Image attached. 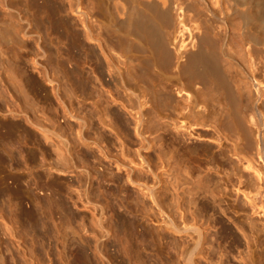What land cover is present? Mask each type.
<instances>
[{"label": "bare ground", "instance_id": "1", "mask_svg": "<svg viewBox=\"0 0 264 264\" xmlns=\"http://www.w3.org/2000/svg\"><path fill=\"white\" fill-rule=\"evenodd\" d=\"M75 21L82 26V36L89 45L85 46L75 33ZM52 38L62 46H54ZM30 42L36 45V51H32L34 56L44 59L41 76L54 75L49 77L52 83L56 82L52 77L55 80L57 77L55 86L58 84L64 98H70L66 83L69 89L76 87L85 92L90 100L96 95L83 119L68 112V116L79 120L83 135L78 126L80 132L76 131L75 136L71 124L61 129L46 115L41 123L27 116L38 117L37 109L28 98V87L34 81L22 69L25 80L20 83L7 68L11 63L3 57L12 52L18 64L19 51L24 47L25 51ZM82 64L89 69L86 74L80 68ZM30 67L32 72L39 71L36 64ZM0 69L5 72L7 85L24 104L25 123L38 131L45 142H51L49 134L54 131L61 139L55 140L57 144L52 141L55 145L47 143L53 148L56 170L69 171L80 166L77 183L87 184L88 188L92 180L101 179L91 163L99 164L103 159L113 178L116 177L111 172L113 168L118 176L122 170L125 181L135 185L140 195L154 205L155 213L164 217L165 230L188 233L192 248L184 252V264H197L195 257L203 244L204 229L197 225L198 216L194 211L190 213L193 224L177 226L171 218L170 205L165 204L155 186L164 181L177 200L190 207L198 198L208 206L204 200H214L224 192L211 173L197 176L193 181L187 178L184 166L191 150L185 147L184 141L192 132L200 131L207 136L212 148L205 153L209 154L211 165L228 171L231 185L238 194L242 193L243 204L248 205L252 214L256 213L253 208L258 207L257 203L258 208L264 205V198H257L261 188L264 191V0H0ZM105 74L118 78L122 84L124 81L141 84L145 94L153 97L155 108L142 105L137 97L134 102L129 87L124 88L123 94L127 95L116 97L120 108H114L112 102L116 100L103 97L96 90L103 86ZM159 111L165 121H161ZM96 114L98 127L93 124ZM131 123L135 125L143 150V155L136 156V162L116 158L101 146L110 141L105 130L118 136V127L128 132ZM9 124L0 137V162H6L15 181L18 178L15 167L21 166L27 177L24 198L30 199L32 205L17 209L24 227L32 231V238H54L63 249L84 250L86 244L65 214L66 205L53 200L52 193L40 199L35 192L36 180L45 178L53 184L51 168L41 170L39 166L29 170L34 150H39L33 146L38 144H32L27 128L21 129L11 121ZM157 131L168 136L169 148L158 145L152 165L148 152L156 145L150 135ZM62 134H68L72 141L65 140V135L63 139ZM157 141H160L158 137ZM71 148L81 153L74 156ZM119 179L122 183L121 176ZM147 180L153 185H148ZM16 191L17 185L6 186L0 172L2 214L5 196H12ZM82 194L85 203L91 204L89 190ZM136 205H141L144 215L151 217L143 200H137ZM97 210L100 216L93 229L108 234L110 231L104 229L101 221L105 210L101 207ZM116 223L115 232L129 246L134 244L137 238L133 231L137 224L123 215L118 216ZM248 226L262 233L252 219ZM0 232L3 233L1 226ZM249 257L248 262L252 263ZM135 259L138 263L141 261L136 254ZM0 264H3L2 258ZM71 264H85L83 253L77 252ZM257 264H264V250H259Z\"/></svg>", "mask_w": 264, "mask_h": 264}, {"label": "rangeland", "instance_id": "2", "mask_svg": "<svg viewBox=\"0 0 264 264\" xmlns=\"http://www.w3.org/2000/svg\"><path fill=\"white\" fill-rule=\"evenodd\" d=\"M75 29V33L80 36L84 45H89L90 42L84 40L82 36V26L78 21H75ZM52 42L58 48L62 46L54 38H52ZM28 46L31 50L28 49ZM24 48L19 51L20 59L18 64L13 60L14 55H12V52H7L3 58L11 63L7 68H9L10 73L20 83L25 80L21 75L22 69H25L28 76L30 75L34 81L28 87V98H30L29 100L33 103L34 108L37 109L38 117H33L32 114H27V116L31 120L35 118V121L40 122L41 120L43 122V119H46V115L55 126H60L61 129H64L65 125L67 127V125L71 124L70 126L76 136V131H79L80 128L78 126L79 120L76 118L79 116L81 120L87 116V110L92 101L96 100V95L94 94L90 100L87 98L85 92L76 87L69 89L66 83L68 91L71 94L69 93V99L64 98L58 89V84H56L57 87L55 86L57 77L55 80V76L51 75L54 76L52 79L56 81L52 83L50 82L51 76H49L50 78L48 77L50 73L47 74V78L41 76L43 74L41 60L44 59L36 57L32 53L33 50L36 51L35 43L30 42L27 44L25 51L23 50ZM2 50L6 49L2 48ZM21 51L23 52L21 53ZM42 62L44 63V61ZM32 64H36L39 67L38 70H41V72L30 71ZM65 67L68 68L69 64L66 63ZM80 68L84 74L89 71L84 64ZM4 74L5 72L3 73L0 69V137L9 128L10 121L11 123H17V126L21 129L27 128L29 130L31 135L30 141L32 144H38L33 147H39V150H34L35 155L32 162H30L29 170L33 171L34 168L37 169L39 166L41 170L43 167H49L51 168L50 177L53 181L51 185L45 178L36 180L37 189L35 192L40 199H44L52 193L54 196V198L52 197L53 200L57 199L66 205L67 210L65 214L70 217L74 229L79 231V235L86 246L83 247L84 250L80 251L70 250L69 248L63 249L59 241H55L54 238L46 240L32 238V231L24 227L17 211L18 208H28L29 205H32L30 199L24 198V191H26L24 180L27 177L21 166L15 167L18 171V178L15 181L12 179L11 169L3 161V163L0 162V172L4 175L6 186L13 187L17 185V191L14 195L5 196L3 214L0 212V226L3 227V233L0 232V258L3 259V264H71L75 260L77 252L83 253L85 264H172V262L184 264L182 260L184 252L192 248L191 238L187 237L188 233L179 234L165 230L162 224L164 217L155 213L154 205L140 195V191L135 185L125 181L122 170L120 176L123 182L121 183L120 176H118L115 168L111 172L115 173L114 176L116 177L113 178L109 175L111 173L106 170L107 164L103 159H101L99 164L91 163L101 179L98 181L92 180L89 188L87 184L82 185L77 183V174L81 173L80 171L82 170L80 166L78 169L69 171L56 170L55 154L52 146L50 147L47 143L50 144L53 141L57 144L61 139L55 136L54 133L57 132L53 130L54 133L49 134L51 136L50 139L52 138L51 142L48 140L45 142V139H42L44 137L38 131L25 123L23 119L24 104L17 98L15 91L7 85L4 80ZM124 82L125 84H122L118 78L105 74L103 86L96 87V90L102 93L103 97H109L110 100L115 99L117 102L113 101L112 106L118 109L120 108L118 99H120L121 95H127L123 94L124 88L129 87L132 90L134 102L136 101L135 97H137L142 105L145 103L148 107L152 106L153 109L155 108L153 97L145 94V90L141 84ZM9 111L13 112L9 113ZM68 112L76 116V120L68 116ZM13 113L18 117L16 116V118ZM39 116H42V119ZM97 116L98 114L94 116L93 124L98 127ZM159 116L162 119L161 121H165L160 111ZM127 118L130 122L132 121L130 117ZM113 122L115 123V119H113ZM134 127V123H131L128 132L118 127V136H115L113 132L109 133V131L105 130L110 135V141L102 143V148L109 151L116 158H121L122 160L130 158L136 162V156L138 154L143 155V150L140 148L139 138L136 136ZM80 130L82 134L83 128H80ZM77 134L81 135L78 132ZM68 137H70L68 134H62L63 139L72 141ZM150 137L155 138L153 141L156 145L148 152V156L152 160L151 164L153 165L156 161L155 155L158 152V145L162 144L161 148L167 149L169 148L167 146L169 141L167 140L168 136L162 131H157V133L151 134ZM157 137L160 139L159 142L157 141ZM55 143L53 144L55 145ZM184 144L186 148L191 150L184 166V170L188 175L187 178L193 181L197 176H202L208 172L215 176L219 182V187L224 190L214 200H204L208 206H204L202 200L198 198L195 200L194 206L190 207L184 201L177 200L174 191L164 181L159 186H155V188L158 187L157 191L160 190L161 195H163L165 204L170 205L171 218L177 226L183 227L184 225L189 226L193 224L194 220L190 213L194 211L197 214V225H200L204 229V237L202 247L199 249L200 252L195 257L196 263L257 264L259 250H264V244L262 243L264 242V205L258 208L260 204L257 203L258 207L253 208L256 213L252 214V210L248 205L243 204V195L242 193L238 194L236 187L231 185V177L228 171L214 169L213 165H211L209 154L205 152L210 151L212 143L207 140V136L204 133L200 131L192 132L185 139ZM71 152L76 156L81 153V150L76 153L77 150L72 149ZM95 153L99 155L96 150ZM152 169L155 171L153 167ZM163 176L165 178V175ZM10 180H12V184H9ZM147 183L148 185H153L151 180H147ZM88 190L91 196V204L89 205L85 203L82 194ZM260 197L264 198L263 188L257 194V198ZM137 200L144 201L147 213L151 217L148 218L144 215L142 206L136 205ZM99 207L105 210L101 221L104 229L110 231L108 234L99 233L98 230L95 231L93 229L94 222L100 216L99 210H97ZM121 215L137 224L133 231L137 241L130 246L126 244L122 235L115 232L114 225L117 224L116 220ZM193 216H195L194 213ZM251 219L262 229V233H256L249 228L248 222ZM135 254L141 258L139 263L135 259ZM248 257L252 263L248 262Z\"/></svg>", "mask_w": 264, "mask_h": 264}]
</instances>
